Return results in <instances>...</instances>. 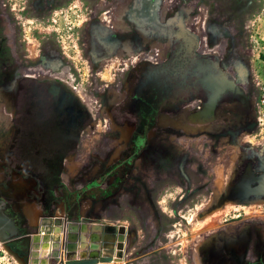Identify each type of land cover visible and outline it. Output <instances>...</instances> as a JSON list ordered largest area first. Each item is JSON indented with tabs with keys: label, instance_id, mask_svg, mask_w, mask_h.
I'll return each mask as SVG.
<instances>
[{
	"label": "rangeland",
	"instance_id": "obj_1",
	"mask_svg": "<svg viewBox=\"0 0 264 264\" xmlns=\"http://www.w3.org/2000/svg\"><path fill=\"white\" fill-rule=\"evenodd\" d=\"M179 19L244 96L215 104L197 123L176 119L174 125L171 116H161L146 136L136 170L107 171L121 147L119 133L129 137L110 112L124 95L122 79L141 62L157 65L172 55ZM106 30L116 38L105 39ZM39 58L72 85L91 119L77 150L66 157L60 185L46 196L38 176L23 179L5 165L2 141L0 185L10 189L4 197L24 219L22 235H39L36 245L50 246L40 253L27 238L11 241L18 264L90 258L93 244L99 255L107 245L114 256L120 252V259L102 264H264V196L245 200L228 192L246 162L260 167L264 155V0H0L1 133L10 128L11 105L17 106L11 86L22 78L21 66H35ZM196 108L187 104L185 118ZM111 185L114 193L102 197L101 189ZM85 188L90 197L80 199L79 218L69 219L66 192ZM85 199L93 206L83 217ZM24 209L37 211L38 226L27 223ZM108 226L123 231L122 250L116 249L118 234L105 240L111 238ZM64 239L76 246L66 250Z\"/></svg>",
	"mask_w": 264,
	"mask_h": 264
},
{
	"label": "flooded vegetation",
	"instance_id": "obj_2",
	"mask_svg": "<svg viewBox=\"0 0 264 264\" xmlns=\"http://www.w3.org/2000/svg\"><path fill=\"white\" fill-rule=\"evenodd\" d=\"M103 33L105 39L106 36L107 39L116 38L109 30ZM171 38L174 51L170 57L157 65L141 62L122 79L124 95L111 106L110 112L117 117L115 123L119 131H128L129 137L122 138L119 133L116 146L121 147L113 157L115 162L107 165V171L132 173L136 170L139 160L142 161L146 136L161 116L164 121L171 116L174 125L176 119L181 124L188 120L197 123L203 113L208 115V105L214 99L218 106L244 96V92L232 83L229 71L223 69L211 53L200 51L198 36L189 31L181 19ZM20 70L21 80L11 86L12 99L15 98L17 106L11 105V125L0 132V146L5 141L7 151L3 153L7 156L3 159L5 165L13 169L12 173L23 179L38 176L37 181L48 188L43 194L46 196L52 192L49 189L60 185L61 175L67 170L66 157L77 150L91 115L72 85L59 77L57 68L48 61L39 58L37 65H23ZM33 70L44 76L34 77ZM119 86L122 87V83ZM187 104H194V107L197 104V108L185 118L183 110ZM149 159L146 160L150 162ZM257 163L261 166L246 162L228 192H235L245 200L263 197L264 155L260 154ZM8 191L9 188L0 185L1 197ZM7 202L8 211L22 234L24 219L10 208L11 202ZM118 232L113 230L112 233ZM17 241L20 240H13L11 244Z\"/></svg>",
	"mask_w": 264,
	"mask_h": 264
},
{
	"label": "water",
	"instance_id": "obj_3",
	"mask_svg": "<svg viewBox=\"0 0 264 264\" xmlns=\"http://www.w3.org/2000/svg\"><path fill=\"white\" fill-rule=\"evenodd\" d=\"M216 100L214 99L209 105H208V112L211 113L213 112V109L215 107L216 104ZM83 222H86V220L83 218L82 219ZM74 227V225H73ZM81 228L83 230H86L88 228L87 224L84 225V223L82 224ZM111 229L114 230L113 226H108L107 229ZM44 230V229H43ZM109 232V231H108ZM109 234V233H108ZM107 234V235H108ZM118 233H111L109 235H112L111 238H105V240H115L116 236ZM44 240H49L50 239V235H46L43 234ZM83 234H81L82 236ZM22 238H27L30 241V249L33 250V244L36 245L35 242H39L40 237L31 235V234H21L19 233L18 230V226L16 224L15 218L10 214V212L8 211V202L7 199L5 197H1L0 196V240L2 242L5 243L6 247L13 253H15L10 245L8 243H10L13 240L16 239H22ZM118 239H119V243L116 246V249L118 250H122L123 248V243H124V234L123 231H121L118 234ZM34 245V246H35ZM62 246L66 248V250H71L76 246V243H66V239L63 240ZM110 247H112V245H107L105 248V251H102V254L99 255V251H97L95 248H97L96 244L92 245V248L94 249V251H92L90 253V258H85V259H73V260H68L66 262H64L63 260L61 261L62 264H102V263H110L112 262L114 259H117L118 257H120V252L118 255V257L114 256L113 251L110 249ZM115 248V247H113ZM16 254V253H15ZM113 254V255H112ZM17 255V254H16ZM18 256V255H17ZM120 259V258H118Z\"/></svg>",
	"mask_w": 264,
	"mask_h": 264
},
{
	"label": "trees",
	"instance_id": "obj_4",
	"mask_svg": "<svg viewBox=\"0 0 264 264\" xmlns=\"http://www.w3.org/2000/svg\"><path fill=\"white\" fill-rule=\"evenodd\" d=\"M117 180H118V178L116 179L115 183L117 182ZM96 184L98 185V182H96ZM85 191H86V188L82 189V190L66 192L67 196L64 198V201L66 203V209H67L69 219H78L79 218L78 211H79L80 199L82 197H85V198H87V196L90 197V194H86ZM101 192H102V197L112 195L114 193V185H111L106 189H101ZM92 195H93L92 197L95 196L94 194H92ZM54 198L55 197L53 196V199ZM12 245H15V244H12Z\"/></svg>",
	"mask_w": 264,
	"mask_h": 264
},
{
	"label": "crops",
	"instance_id": "obj_5",
	"mask_svg": "<svg viewBox=\"0 0 264 264\" xmlns=\"http://www.w3.org/2000/svg\"><path fill=\"white\" fill-rule=\"evenodd\" d=\"M34 204H36V203H34ZM37 206H38V209H39V211L40 212H42V208H41V205H38L37 204ZM93 206V203L89 200V199H85V200H83L82 201V203H81V207H80V213H81V216H83V217H86L87 216V214H88V212H89V210H90V208ZM24 208V207H23ZM26 208V207H25ZM97 207H96V209H95V212H98L97 211ZM23 213H24V215L26 216L25 218L27 219V223L29 224V225H33V226H38L39 225V214L37 213V211L35 210V212H33L32 214H30V212L27 210V209H24L23 210ZM98 219V218H97ZM95 220V221H94ZM98 220H100V219H98ZM93 222H94V224H100V223H104L103 225H105V223L107 222V220L106 219H104V220H100V223H97V220L96 219H93ZM95 226V225H94ZM101 226V225H100ZM81 228V227H80ZM79 228V229H80ZM100 229H102V228H100ZM102 231V230H101ZM79 232H80V230H79ZM113 231H110L109 232V234H111ZM108 234V237H110V236H112V235H109ZM99 236H100V233H99Z\"/></svg>",
	"mask_w": 264,
	"mask_h": 264
},
{
	"label": "built area",
	"instance_id": "obj_6",
	"mask_svg": "<svg viewBox=\"0 0 264 264\" xmlns=\"http://www.w3.org/2000/svg\"><path fill=\"white\" fill-rule=\"evenodd\" d=\"M262 103L264 105V94ZM0 264H17V257L13 255L4 243L0 240Z\"/></svg>",
	"mask_w": 264,
	"mask_h": 264
},
{
	"label": "bare ground",
	"instance_id": "obj_7",
	"mask_svg": "<svg viewBox=\"0 0 264 264\" xmlns=\"http://www.w3.org/2000/svg\"><path fill=\"white\" fill-rule=\"evenodd\" d=\"M38 247V248H37ZM39 249V251H40V253H45V252H48L50 249V246H48V243H46V245H44V246H42V247H39V245H35L34 246V249ZM35 251V250H34ZM36 253H37V251H35ZM13 255L15 256V258L17 257V255L15 254V253H13ZM17 259H18V257H17ZM33 263H36V259H34V260H31ZM120 261V260H119ZM20 262V261H19ZM48 262V260L47 259H43V260H41V263H47ZM18 264V263H17ZM19 264H21V263H19Z\"/></svg>",
	"mask_w": 264,
	"mask_h": 264
}]
</instances>
